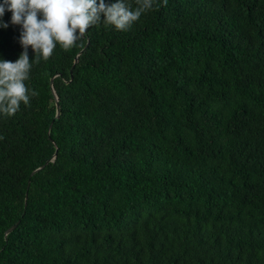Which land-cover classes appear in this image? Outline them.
<instances>
[{
    "label": "trees",
    "instance_id": "obj_1",
    "mask_svg": "<svg viewBox=\"0 0 264 264\" xmlns=\"http://www.w3.org/2000/svg\"><path fill=\"white\" fill-rule=\"evenodd\" d=\"M25 84L0 115V264H264V0L92 25Z\"/></svg>",
    "mask_w": 264,
    "mask_h": 264
},
{
    "label": "clouds",
    "instance_id": "obj_2",
    "mask_svg": "<svg viewBox=\"0 0 264 264\" xmlns=\"http://www.w3.org/2000/svg\"><path fill=\"white\" fill-rule=\"evenodd\" d=\"M168 0H3L0 3V28L7 29L5 12H11V23L20 26L19 43L23 52L13 62L0 59V115L11 117L21 103L29 104L36 91L26 86L33 64L47 60L57 45L71 49L87 29L101 22L127 31L142 15L166 7ZM29 47L35 53L30 60Z\"/></svg>",
    "mask_w": 264,
    "mask_h": 264
},
{
    "label": "water",
    "instance_id": "obj_3",
    "mask_svg": "<svg viewBox=\"0 0 264 264\" xmlns=\"http://www.w3.org/2000/svg\"><path fill=\"white\" fill-rule=\"evenodd\" d=\"M80 54H81V53H80ZM77 61H78V60L76 59V63H77ZM52 91H53V94L55 95V99H56V103H57V116H59L60 113H59L58 97H57V95H56V93H55L54 88H52ZM49 135H50V133H49ZM49 163H50V162H47L46 165H48ZM44 167H45V166H43V167H41V168L35 170V171L33 172V174L39 172V171L42 170ZM15 228H16V225L13 226V227H11V228L6 232V235L10 234Z\"/></svg>",
    "mask_w": 264,
    "mask_h": 264
}]
</instances>
